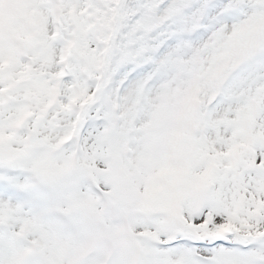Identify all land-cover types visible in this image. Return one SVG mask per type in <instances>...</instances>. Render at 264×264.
Here are the masks:
<instances>
[{"label":"snow or ice","instance_id":"obj_1","mask_svg":"<svg viewBox=\"0 0 264 264\" xmlns=\"http://www.w3.org/2000/svg\"><path fill=\"white\" fill-rule=\"evenodd\" d=\"M0 264H264V0H0Z\"/></svg>","mask_w":264,"mask_h":264}]
</instances>
